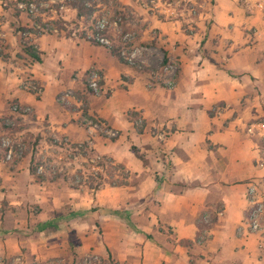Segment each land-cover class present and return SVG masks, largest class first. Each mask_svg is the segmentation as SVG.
Wrapping results in <instances>:
<instances>
[{
  "label": "crops",
  "instance_id": "crops-1",
  "mask_svg": "<svg viewBox=\"0 0 264 264\" xmlns=\"http://www.w3.org/2000/svg\"><path fill=\"white\" fill-rule=\"evenodd\" d=\"M202 1L207 11L196 19L199 28L187 31L181 20L150 13L138 0H117L140 20L139 41L159 45L140 54L148 70L79 35L30 34L42 55L36 61L15 28L30 27L32 17L0 0V115L16 114L13 101L30 106L18 133L27 127L29 137L47 143L48 137L89 141L83 119L96 115L119 136L97 135L94 147L128 172L124 183H107L89 197L38 180L29 155L9 161L0 147L1 254L26 248L42 258L93 251L121 264H264V229L252 231L247 223L252 185L264 197V0ZM160 46L181 62L171 87L154 72ZM92 67L103 74L104 94L88 95L87 111L74 97L63 106V90L88 94L85 74ZM28 81L41 83L43 92L29 90ZM131 112L144 119L142 130ZM66 196L74 198L67 227L21 237L32 204L40 203L45 222L62 212ZM105 209L125 211L134 227Z\"/></svg>",
  "mask_w": 264,
  "mask_h": 264
},
{
  "label": "rangeland",
  "instance_id": "rangeland-1",
  "mask_svg": "<svg viewBox=\"0 0 264 264\" xmlns=\"http://www.w3.org/2000/svg\"><path fill=\"white\" fill-rule=\"evenodd\" d=\"M73 0H4L5 8H10L15 14L20 11L28 13L32 17V25L22 26L16 23V31L19 30V37L22 48L24 45H34L29 41V35H40L42 33L79 35L90 40L93 43L106 45L113 52L116 51L123 61L139 67L141 69H151L147 67L146 62L140 59V54L147 51V46H159L156 40L143 44L139 41L140 20L135 18V14L130 10L122 9L117 0H88L86 5L90 8L84 10L82 15L78 14V9L72 5ZM202 0H138L150 13L157 15H168L183 22V27L187 31L196 30L199 28L196 19L199 18L207 8L203 5ZM26 4L22 7L21 4ZM30 3H36L39 8L38 13L30 11ZM64 5L65 8H61ZM57 11V12H56ZM105 23V27L101 28V23ZM50 23L54 30L46 29V25ZM100 26V28L98 27ZM35 28L38 33L24 31V29ZM0 32H2L0 30ZM105 38L108 43L102 42L100 39ZM5 47V36L0 34V54ZM161 54L156 55V66L154 72L157 73V80L163 79V82L171 87L175 84L181 70V62L173 52L168 51L169 60L165 59V48L160 46ZM24 51V50H23ZM25 52V51H24ZM26 53V52H25ZM115 53V52H114ZM29 55V54H27ZM152 70V69H151ZM96 71L99 76V89L94 90L89 85L90 74ZM156 80V81H157ZM85 86L88 94L76 93L72 89H66L59 93L58 100L63 106L71 107L70 99H78L81 104V109L87 111L88 95L102 96L104 94L103 74L95 67L90 68L85 74ZM28 89L40 95L43 92V85L37 81H28ZM11 109L14 113L8 116L0 115V130L3 132L1 136L0 147L3 155L6 158L7 149L3 145L4 139H9L15 146V156L12 159H21L25 155L31 158V168L37 166V171L44 176L43 179L37 176L38 180L55 181L56 185L61 187L62 184L79 189L84 196L96 194L107 183L112 185L114 181H122L127 177V169L121 167V163H117L114 159L101 155L94 147L93 140L99 135L109 139H115L119 136V132L111 128L101 118L96 115L85 114L83 124L89 132V141L83 143H74L65 138L49 139L47 142L39 141L35 135L29 137V131L25 128V134H19V130H23L25 125L21 115L32 113V108L28 105H23L18 101L11 103ZM131 118L135 120V125L138 130L143 129L144 119L130 113ZM22 119V120H20ZM27 126L29 122H27ZM27 131V132H26ZM32 171V170H31ZM103 176V185L99 189L91 188L92 182L101 181L98 175ZM258 190V189H257ZM86 192H89L87 194ZM83 196V197H84ZM261 196V195H260ZM262 197V196H261ZM63 199L62 197H60ZM264 198V197H262ZM73 199L66 196L64 202L60 200L62 212H56L51 219H58L57 227H50L47 230L39 231L37 225L44 222L45 213H41L43 209L40 203L32 204L29 210V216L26 220L27 227L23 228L20 233L21 237L37 239L44 232L46 235L49 232H61V227H67V220L74 217L73 214ZM71 210V211H70ZM58 211V210H56ZM64 211V212H63ZM70 211V212H68ZM250 208L248 211V216ZM50 220V219H48ZM58 230V231H57ZM73 235H75L72 232ZM77 243V240L74 238ZM0 264H120L115 260L104 258L97 252H87L79 257L73 255H64L55 258H42L27 253L26 248H22L16 254L3 255L0 253ZM127 264V263H122Z\"/></svg>",
  "mask_w": 264,
  "mask_h": 264
},
{
  "label": "trees",
  "instance_id": "trees-1",
  "mask_svg": "<svg viewBox=\"0 0 264 264\" xmlns=\"http://www.w3.org/2000/svg\"><path fill=\"white\" fill-rule=\"evenodd\" d=\"M88 0H73L72 2V5L78 9V14L79 15H82L84 10H88L90 9L87 5H86V2ZM24 31H31V32H35V33H38V31L35 29V28H28V29H24ZM23 50L29 54L34 60L36 61H41L42 60V55H41V51L35 46V45H24L23 47ZM115 54H117L116 51H114ZM123 60V58H121ZM169 60V56H168V51L165 50V59H164V62L167 63ZM130 115V113H129ZM140 130H142L140 128ZM132 151L139 157V158H142L144 159V155L141 153L140 149H138V147H136L135 145H133L131 147ZM121 167L123 169H125L126 171V167L124 165H121ZM32 173L37 175V176H40L41 179L44 178V176L40 175L37 171V166L33 165L32 168ZM98 178L101 179V181L95 183V182H92L90 187L91 188H94V189H99L102 185H103V176L101 174L98 175ZM115 184H122L124 183V179L122 181H114ZM91 210H97V208H92ZM108 213H112V214H115V215H118L120 217H122L131 227H134V224L132 222V220L130 219L129 217V214L126 213L125 211H122V210H119V209H105ZM87 211H83V214L87 213ZM77 215V214H76ZM58 219H50V220H47L45 222H42L40 223L39 225H37L38 227V230L39 231H44V230H47L49 229L50 227H57L58 226ZM205 237V236H204ZM201 241V238L198 239V241ZM117 263V262H116ZM121 264V263H120Z\"/></svg>",
  "mask_w": 264,
  "mask_h": 264
},
{
  "label": "built area",
  "instance_id": "built-area-1",
  "mask_svg": "<svg viewBox=\"0 0 264 264\" xmlns=\"http://www.w3.org/2000/svg\"><path fill=\"white\" fill-rule=\"evenodd\" d=\"M21 6L26 7V4L22 3ZM29 7L32 13L39 12V8L36 3H30ZM61 8H65V6L62 5ZM100 26L101 28L105 27V23L102 22ZM100 26L98 27L100 28ZM46 29L54 30L53 27H51L50 23L46 25ZM100 40L102 42L108 43V40L103 37ZM89 85L94 90L99 89V76L96 71H92V73L90 74ZM3 145L7 149L6 158L9 160L12 159L15 156V146L10 142L9 139H4ZM249 202L251 206L247 220L248 226L252 231H261L264 229V198L260 196L255 185H252V187L250 188Z\"/></svg>",
  "mask_w": 264,
  "mask_h": 264
}]
</instances>
